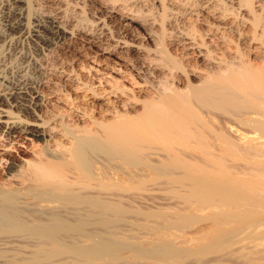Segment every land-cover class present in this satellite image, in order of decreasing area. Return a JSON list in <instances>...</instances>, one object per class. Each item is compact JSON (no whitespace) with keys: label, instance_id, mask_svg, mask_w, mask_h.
<instances>
[{"label":"rangeland","instance_id":"1","mask_svg":"<svg viewBox=\"0 0 264 264\" xmlns=\"http://www.w3.org/2000/svg\"><path fill=\"white\" fill-rule=\"evenodd\" d=\"M29 4L72 32L69 40L45 53L43 70L69 79L51 78L44 91H64L87 114L84 122L67 123L74 131L93 127L91 122L122 124L149 103L165 107L167 98L179 99L180 107L189 112L179 127L162 134L134 121L133 138L127 143L131 151L112 162L116 179L109 191L118 213L113 227L133 248L119 250L120 261L264 264V199L255 208L261 217L246 205L252 217L233 220L218 218V211L190 199L198 169L214 171L215 160L230 176L264 181V142L251 136L263 127L246 119L243 99L226 88L204 99L192 92L202 86L207 73L217 72L219 66L211 64L218 58L263 61L264 0H29ZM188 37L196 42L193 48L201 51L200 57L188 48ZM256 45L260 48L254 51ZM165 110L157 115L168 125L173 117ZM108 111L119 117L112 118ZM236 132L247 138L240 140ZM44 145L26 136L0 139V179L7 166L5 155L17 151L24 161L32 160ZM47 147L58 153L54 143ZM120 261L110 264H123Z\"/></svg>","mask_w":264,"mask_h":264},{"label":"bare ground","instance_id":"2","mask_svg":"<svg viewBox=\"0 0 264 264\" xmlns=\"http://www.w3.org/2000/svg\"><path fill=\"white\" fill-rule=\"evenodd\" d=\"M71 37V30L62 22L32 9L29 0H0V139L12 141L26 136L45 144L34 152L32 160L24 161L17 151L4 157L7 166L2 170L4 178L0 179V264L120 261L119 250L133 248L113 227L118 213L114 194L109 191L116 179L112 162L131 151L127 143L133 138L137 123L134 121H141L143 127L162 134L179 127L189 113L180 107L179 99L167 98L166 108H155L149 103L139 115L122 124L91 122L93 127L74 131L67 123L84 122L87 114L64 91L45 92L51 78L67 82L69 79L59 73L46 75L49 73L43 70L45 53ZM187 44L188 48L197 46L191 39ZM257 47L253 50H259ZM193 49L198 57L202 55L198 48ZM208 55L211 58L212 54ZM235 57L213 60L211 65L219 66L217 72L209 71L202 86L192 92L196 98L204 99L214 95L217 89L226 88L242 98L246 119L263 127L252 133V139L257 137L264 142V58H260L262 62L252 63L244 61L242 56ZM163 108L171 113H167L173 117L171 124L158 118ZM108 112L114 115L112 118L119 117L114 111ZM236 134L242 141L247 138L239 132ZM173 135L170 133L169 138ZM51 142L56 145L57 154L48 149ZM212 164L214 171L198 169L200 173L192 180L190 199L218 211L217 217L224 220L252 217L247 214L246 210L250 209L246 205L256 210L254 215H262L255 208L264 199V181L230 176L221 171L224 168L216 160ZM123 261L120 262L126 264Z\"/></svg>","mask_w":264,"mask_h":264}]
</instances>
